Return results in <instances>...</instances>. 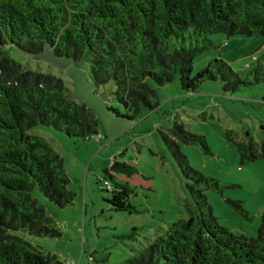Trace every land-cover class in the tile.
I'll list each match as a JSON object with an SVG mask.
<instances>
[{"label": "trees", "instance_id": "1", "mask_svg": "<svg viewBox=\"0 0 264 264\" xmlns=\"http://www.w3.org/2000/svg\"><path fill=\"white\" fill-rule=\"evenodd\" d=\"M213 35L264 39V0H0V264H62L22 237H61L33 198L36 189L58 208L75 198L64 159L29 133L47 127L72 139L98 135L94 112L72 98L62 79L24 68L5 49L34 57L48 49L56 58L86 60L92 84L112 85L123 118L133 122L156 107L151 83L161 87L177 79L193 92L220 81L225 94L264 83V54L246 67L252 82L220 58L193 76V61L213 49ZM161 138L185 181L187 217L170 224L145 256L124 264H264V213L256 237L234 235L207 201V192L221 194L219 182L192 168L180 151V144L190 145L210 155L205 137L174 123ZM225 138L241 162L264 161V143L239 142L231 131ZM117 175L127 180L139 170L114 159L102 177L111 195L107 203L116 212L137 213L130 203L135 187L117 182ZM231 205L246 215L239 203Z\"/></svg>", "mask_w": 264, "mask_h": 264}, {"label": "rangeland", "instance_id": "2", "mask_svg": "<svg viewBox=\"0 0 264 264\" xmlns=\"http://www.w3.org/2000/svg\"><path fill=\"white\" fill-rule=\"evenodd\" d=\"M209 40L213 49L194 59L193 76L220 58L242 80L253 81L249 72L256 66L253 59L264 54L263 38L213 35ZM5 50L24 68L62 79L72 98L92 110L98 121V135L86 140L47 127L29 133L46 140L64 159L75 195L71 205L58 208L38 189L33 192L61 232L56 239L22 234L33 247L55 255L62 264H124L145 256L144 249L170 224L187 217L185 181L161 138V132L174 123L205 137L210 155L197 146L179 147L192 168L219 182L221 194L206 193L213 216L236 236L256 237L264 213V161L241 162L225 133L231 131L239 142L264 143V83L233 94H225L220 81L205 82L193 92L182 90L177 79L161 87L151 83L157 95L155 109L142 110L129 122L115 102L112 85L96 88L92 84L86 60L56 58L48 49L38 57L14 47ZM115 158L139 170V175L127 180L116 177L117 182L128 181L135 187L130 203L137 213L116 212L107 203L111 195L102 177ZM231 202L239 203L246 215Z\"/></svg>", "mask_w": 264, "mask_h": 264}]
</instances>
